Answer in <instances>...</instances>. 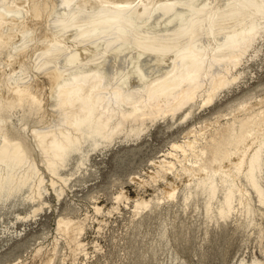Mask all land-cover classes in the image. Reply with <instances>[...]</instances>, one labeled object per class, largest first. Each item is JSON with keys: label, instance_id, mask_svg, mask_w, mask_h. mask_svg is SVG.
Listing matches in <instances>:
<instances>
[{"label": "bare ground", "instance_id": "obj_1", "mask_svg": "<svg viewBox=\"0 0 264 264\" xmlns=\"http://www.w3.org/2000/svg\"><path fill=\"white\" fill-rule=\"evenodd\" d=\"M260 58L264 0H0V209L18 196L33 203L3 220L2 231L24 238L17 221L53 210L46 195L60 201L76 175L92 169L93 152L197 116L143 174L131 175L142 191L133 196L122 186L113 209L130 204L137 217L201 200L206 225L232 219L257 226L262 238L264 88L247 80ZM243 85L246 94L213 109ZM7 156L21 158L6 163ZM93 207L104 212L99 202ZM88 215L60 214L50 241L16 264L89 260ZM251 258L237 264H264Z\"/></svg>", "mask_w": 264, "mask_h": 264}, {"label": "rangeland", "instance_id": "obj_2", "mask_svg": "<svg viewBox=\"0 0 264 264\" xmlns=\"http://www.w3.org/2000/svg\"><path fill=\"white\" fill-rule=\"evenodd\" d=\"M252 65L256 74L254 78L250 77L251 73L247 75L248 84L261 83L260 88H264V59H257ZM247 89L246 85L233 89L213 109L224 108L229 101L246 94ZM10 100L11 98L8 101ZM211 112L207 109L201 114L210 115ZM195 118H178L172 126L167 122L158 123L134 145H116L103 152H93L90 161L92 169L78 173L60 201L53 194L46 195V201L55 206L53 210L51 207L46 208L36 219L31 220L29 217L25 222L17 221L19 229L26 228L23 231L27 232L24 238L12 237L9 232H3L2 221L16 220L17 213L23 215L30 212L33 203L18 196L15 200L17 203L13 206L0 209V264H16L20 259L29 257L31 250L39 242H49L59 215L68 211L74 216L85 217L90 214L89 226L83 238L89 242L94 257L91 254L89 260L79 258L75 260V264H237L242 257L247 260L255 255L263 258L261 247L264 248V215L258 217L263 227V237L260 238L257 226L239 227L232 219L206 225L200 209L201 200H198L199 207L196 208L191 203L189 209L184 208L181 201L163 203L145 210L137 217H133L130 204L120 203V210L113 209L116 206L115 196L122 186L129 189L133 196L142 191L131 182V175L143 174L152 160L167 151L174 140L183 137L184 128L194 122ZM9 152L11 149L7 154ZM9 158L11 156L5 158L6 163H13L21 156L17 160ZM74 167L73 160L69 168ZM94 202L104 205L103 213L94 211ZM107 209L112 212L108 213ZM98 222L103 228L99 229ZM93 242L101 245L98 244L100 250L96 251ZM55 264H70V261L59 258Z\"/></svg>", "mask_w": 264, "mask_h": 264}]
</instances>
